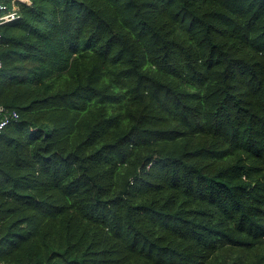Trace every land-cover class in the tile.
<instances>
[{
	"label": "trees",
	"instance_id": "trees-1",
	"mask_svg": "<svg viewBox=\"0 0 264 264\" xmlns=\"http://www.w3.org/2000/svg\"><path fill=\"white\" fill-rule=\"evenodd\" d=\"M15 4L0 264H264V0Z\"/></svg>",
	"mask_w": 264,
	"mask_h": 264
},
{
	"label": "built area",
	"instance_id": "built-area-1",
	"mask_svg": "<svg viewBox=\"0 0 264 264\" xmlns=\"http://www.w3.org/2000/svg\"><path fill=\"white\" fill-rule=\"evenodd\" d=\"M15 1L29 2L30 0H12V7L9 6L5 0H0V25L18 18V7L15 4ZM18 116V112H10L5 107L0 106V133L11 122V120L18 118Z\"/></svg>",
	"mask_w": 264,
	"mask_h": 264
}]
</instances>
